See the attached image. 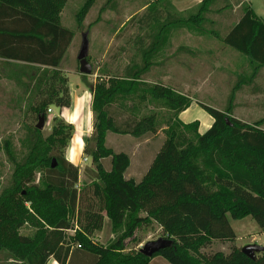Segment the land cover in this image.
Returning <instances> with one entry per match:
<instances>
[{"label":"trees","instance_id":"trees-1","mask_svg":"<svg viewBox=\"0 0 264 264\" xmlns=\"http://www.w3.org/2000/svg\"><path fill=\"white\" fill-rule=\"evenodd\" d=\"M67 1L0 0V79L13 82L37 121L41 115L47 118L50 105H71L69 78L60 63L95 0H82L70 27L61 22ZM216 1L200 0L184 11L168 0L143 4L136 20L149 30L133 35L128 62L97 74L88 85L93 120L91 134L84 137L82 152L90 161L81 186L79 167L66 157L74 126L63 117L53 116L47 135L27 125L20 154L6 145L13 166L0 192V250L12 258L8 264H47L50 259L147 264L155 255L172 264H264V250L250 258L235 244L229 221L249 215L264 231V117L249 123L232 116L230 94L223 110L199 102L213 118L199 133L197 120L178 118L191 104L190 95L146 79L170 29L195 25L205 30V22H214L208 12L231 8L223 0L212 9ZM111 4L106 0L101 9ZM240 9L239 20L222 40L249 58L253 75L264 66V18L246 0ZM157 108L171 115L165 137L141 178L125 177L130 156L108 146L106 135L148 136L158 127ZM106 219L117 235L106 243L95 241ZM24 224L33 231L20 232ZM156 227L169 245L151 256L139 247L127 248V242L143 240L139 231ZM215 241L228 242L229 250L209 249Z\"/></svg>","mask_w":264,"mask_h":264},{"label":"rangeland","instance_id":"rangeland-1","mask_svg":"<svg viewBox=\"0 0 264 264\" xmlns=\"http://www.w3.org/2000/svg\"><path fill=\"white\" fill-rule=\"evenodd\" d=\"M105 1L95 0L85 15L82 26L74 29L75 34L72 43L61 60L60 67L69 77L71 91L73 92L72 96L76 92L79 94L84 88L88 90L87 86L90 82L95 81L97 74L106 71L112 72L116 67H121L127 63L132 55L131 53L134 51L133 35L149 30L145 27L139 28L136 20V17L145 10L144 8L142 10L141 6L147 0H109L113 3L110 6L111 8L101 9ZM240 1L245 0H228L231 4V11L235 14L234 16L239 13V7L236 4ZM81 2L82 0H68L66 2L63 12H61L62 24L68 27L73 26L74 12ZM224 3L225 1L223 0H217L213 3L212 9L220 7ZM250 3L257 14L264 15V0H250ZM222 13H226V9L208 12V16L214 22H205V30L195 25H182L178 28L170 29L165 35V40L157 55L153 58L154 64L146 74V78L148 77L151 80L162 79L164 84L190 95L192 102L181 114V119L185 122L197 120L199 133H203L200 131L204 130L209 124L208 121L212 118L200 106L199 102L215 108L223 106L226 101L225 94L229 92L231 87L230 84L225 87L221 86L223 79L226 81L230 79V71H218V27L220 31H223L227 25V21L220 19L221 15H225ZM132 15H134L133 18L128 20ZM211 31L216 32L217 35ZM83 34H85L88 41L87 57L93 68V73L84 75L79 71L77 59ZM163 74H165L164 78H162ZM166 75H169L168 79H166ZM19 93L20 90L13 82L3 78L0 79V192L2 187L9 183L13 166L11 157L6 152V145L14 153L20 154L22 150L19 142L26 133V126L37 123V119L30 114L25 102L20 100ZM88 97L89 95L86 93L83 107L80 109V120L75 123L71 122L74 126L73 134L80 127L81 134L84 137H88L92 131V112L87 111ZM49 108L47 118L41 129L44 135H47L51 130L53 116L57 115L63 117L66 121H70L74 105L71 103L69 107L63 110L54 105H50ZM157 110H159L158 127L155 132L145 136L147 141H144L145 137H122L114 133H109L108 135L107 144L116 151L124 150L130 156V164L124 173L126 177L131 176L135 179L141 177L149 164L152 153L155 152L165 137L164 128L171 115L165 108H157ZM86 113L88 114L86 115ZM63 114L67 115V118ZM109 136L111 139H109ZM71 145L70 139L66 149V157L69 158V161L75 162L72 156L73 151H69ZM83 145L80 149L79 160L74 163L79 167L78 186H81L86 180L83 168L90 161L82 152ZM145 147L147 148L144 149ZM150 149L153 150L152 153ZM105 164L106 166L109 165V160H105ZM242 222L244 223L243 225ZM230 224L238 234V244L244 245L252 237L255 238V242L264 244V231L259 230V226L251 216H245L242 219L230 218ZM32 231L33 227L30 224H24L20 228V232L25 234ZM69 232L71 233L72 231L69 230ZM116 235L115 232L110 230V227L104 226V228L95 233L93 239L106 243ZM136 235L143 238L141 244L149 239L161 236L157 227L153 230L139 231ZM127 245V248H138V244L134 240L127 242ZM209 249H218V241H215ZM10 261H12V258L6 259L5 252L0 250V264H8ZM47 264H51V262Z\"/></svg>","mask_w":264,"mask_h":264},{"label":"crops","instance_id":"crops-1","mask_svg":"<svg viewBox=\"0 0 264 264\" xmlns=\"http://www.w3.org/2000/svg\"><path fill=\"white\" fill-rule=\"evenodd\" d=\"M149 1H152V0H149ZM168 1L174 6V8L176 10L184 11V10L196 5L200 0H168ZM248 3L251 5L250 0H248ZM236 5L239 7V9H238L239 13L236 16H234L235 14L232 13L231 8H229V10L226 9V13H222L225 15L220 16V19L227 21V25L225 26V30L220 31V28L218 27V71L228 70V71H230V74H231V77L228 81H226L225 79H223V81H222L221 86L225 87V86L230 84L231 87L229 89V92L227 94H225L226 101H225L224 105L218 106V109H220V110L225 109V107L228 105V102H229L228 101L229 96H230V94H232L231 110H230L231 115L240 119V120H243L245 122L250 123V122H253L259 118L264 117V66H260L258 69L255 70L254 74L252 75L254 67H253V63L249 60V58L246 57L241 52L237 51L236 49L232 48L231 46L227 45L222 40V38L225 36V34L239 20V18L241 16L240 2L237 3ZM144 7H145V5L141 6L142 10ZM257 15L261 18H264V15H260V14H257ZM61 16H62V13H61ZM223 17H226V18H223ZM227 17H229L230 20H228L229 18H227ZM72 40H73V38H72ZM72 40H71L70 44L72 43ZM182 50H184V48H182ZM164 76H165V74H163L162 78H164ZM168 78H169V75H166V79H168ZM146 79L148 81H161V82H163L162 79L151 80L148 77ZM68 86H69V91H70V95H71V103H73V105H74V108L71 111V116H70L71 120L68 122H74L75 123V122H78L80 120V114H81L80 109L83 107V101H84V97H85L86 93L89 95V97H88L89 101L87 104V111L91 112V89L89 88V86H87L88 90H85V88H84L80 91L79 94L76 92L74 94V96H72L73 92L71 91V85L69 83V80H68ZM191 100H192V98H191ZM65 108H67V107H62V108H60V110H63ZM183 111H181L178 114L180 119H181V114L183 113ZM87 114L88 113H86V115ZM86 115H85V117H86ZM63 116L65 118H67L66 117L67 115L63 114ZM87 119L89 121L88 117H87ZM212 120H213V118H210V121H208L209 124L204 128L203 131H200V132H204L210 126V124L212 123ZM183 122H185V121H183ZM109 133H112V132L107 133L106 144H107V140H108L107 138H108ZM118 136L125 137V136H131V135H122V134L120 135L119 134ZM133 137H135V136H133ZM146 138L147 137H145L144 141H147ZM109 139H111L110 136H109ZM71 142H72V145H71V148L69 149V151L70 150H71V152L73 151L72 156H73V159H75V162H73V163H76L79 160L80 149H81L83 142H84V135L81 134V128L80 127L77 128V132L73 135ZM136 143H138V142H136ZM161 143L162 142H160V144L157 147V149L155 150V152H153V150L150 149L151 153L152 152L153 153L151 155L149 163L151 162L153 156L155 155V153L159 149ZM107 145L110 146L109 144H107ZM146 148L147 147H145L144 149H146ZM68 154H69V152H68ZM129 177H131V176H129ZM139 179H135V180H139ZM247 216H249V215H247ZM240 219H242V218H240ZM229 221H230V218H229ZM243 224L244 223L242 222V225ZM104 226L109 227V222L107 219L105 220ZM233 230L235 231V234H236L235 244L238 246H242L241 244L237 243L238 234L234 228H233ZM259 230H261V229L259 228ZM263 241H264V237H263ZM141 242H143V241H141ZM141 242H140V244H138V247L140 245H142ZM251 242H255L254 237L250 238V240L248 241V243H251ZM262 245H264V244H262ZM218 250L228 251L229 250V243L218 241ZM147 264H172V263H170L166 258H164L161 255H155L148 261Z\"/></svg>","mask_w":264,"mask_h":264},{"label":"water","instance_id":"water-1","mask_svg":"<svg viewBox=\"0 0 264 264\" xmlns=\"http://www.w3.org/2000/svg\"><path fill=\"white\" fill-rule=\"evenodd\" d=\"M87 51H88V41L85 34H83L82 42L77 53V59L79 62V71L80 73L83 74H89L91 73L92 70V65L87 59ZM44 121H45V117L41 115L35 126L38 129H42L44 125ZM54 163H55V159H52L51 165L53 166ZM170 243H171L170 239L160 236L155 239H149L145 241L139 247V251L145 255L151 256L153 253L159 251L161 248L169 245ZM241 250L250 258H255L257 252L264 250V245L256 242L246 243L241 246Z\"/></svg>","mask_w":264,"mask_h":264},{"label":"built area","instance_id":"built-area-1","mask_svg":"<svg viewBox=\"0 0 264 264\" xmlns=\"http://www.w3.org/2000/svg\"><path fill=\"white\" fill-rule=\"evenodd\" d=\"M49 110H50V108H48L47 111H49ZM48 262H51V264H60L59 262H57V261L54 260V259H50Z\"/></svg>","mask_w":264,"mask_h":264}]
</instances>
